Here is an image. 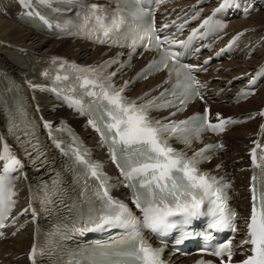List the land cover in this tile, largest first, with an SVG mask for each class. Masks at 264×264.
I'll return each instance as SVG.
<instances>
[{
	"label": "snow or ice",
	"instance_id": "snow-or-ice-1",
	"mask_svg": "<svg viewBox=\"0 0 264 264\" xmlns=\"http://www.w3.org/2000/svg\"><path fill=\"white\" fill-rule=\"evenodd\" d=\"M28 2L30 0H25V3ZM38 2L49 4L51 0H38ZM114 2L118 5H131L138 0H114ZM230 3L231 0H223L213 16ZM125 11L126 8L122 7L109 11L101 5L92 4L84 17V26L88 27L91 23V31H102L107 37L126 23L125 16L122 15ZM211 21L212 16L204 20L202 27L209 25ZM195 34L194 30L193 35ZM157 46H160L159 41ZM179 56V53L166 48L160 60L152 61L145 71H150L156 65L169 68L171 62L169 78L171 79L173 74L176 77L173 94L175 89L182 87V96L186 100L199 94L194 90V84L198 82L192 75L194 67L180 63ZM78 70L92 74L91 79L87 76L82 77V86L86 89H94L87 94L96 98V107L92 111L94 119L89 120V124L100 132L104 143L108 144L112 160L116 162L127 181V186L133 190L132 201L140 209L142 219L135 216L128 205L109 195L110 186L105 187L108 178L98 171L101 165L85 159L77 148L74 151L77 162L86 169V176L98 181L97 187L90 190L85 183L83 192L86 198L85 203L88 205L86 211L78 210L70 224H64L49 233L44 245L33 246V264L38 255L46 253L51 255L54 248H61L64 252V256L57 261V264H163L161 260L163 249L154 248L144 239L140 229H151L159 235L166 236L172 229L179 226L181 234L174 242L181 244L192 235L183 231L184 226L192 224L194 219L202 215L210 217L207 223L209 230L231 229L235 232L236 212L227 205L225 193L227 185L199 168L201 159H210L204 155L206 150L201 149L189 157L184 152L171 147L166 136H175L185 143H190L189 137L198 136L205 128L222 132L226 124L236 121L229 118L227 121L220 120L216 124L208 123L206 110L204 115L197 114L188 120L165 124L151 119L148 116V109L168 105H158L154 100L138 105L136 101L128 100L122 95L123 88L116 89L110 83L102 82L98 69ZM140 75L142 76L143 72ZM163 95L162 93L161 96ZM168 103L171 104V102ZM260 115H264V112ZM208 147H222V145ZM252 158L253 166L261 168V172L259 178L255 175L252 177V205L246 221L247 238L241 241V246H251V254L239 264H264V164L256 163V149L252 150ZM0 160L7 161L3 168L4 174H0V214H2L11 203H14L11 200L12 193L5 195L6 174L17 166L19 161L10 153L7 144L4 145ZM261 160L264 161V155L261 156ZM257 184H259V190ZM96 201H99V207L95 206ZM206 203L209 208L207 211H202ZM177 216L180 217L179 221L171 219ZM115 226L127 231L125 235L110 244H98L79 251L63 249L59 244V241L71 239L72 234L82 235L88 231ZM213 254L220 257L227 254L228 264H231L233 255L231 241L221 245ZM199 264H211V262L201 261Z\"/></svg>",
	"mask_w": 264,
	"mask_h": 264
},
{
	"label": "bare ground",
	"instance_id": "bare-ground-1",
	"mask_svg": "<svg viewBox=\"0 0 264 264\" xmlns=\"http://www.w3.org/2000/svg\"><path fill=\"white\" fill-rule=\"evenodd\" d=\"M195 1L197 0H182L178 4L182 6L189 3L193 4ZM175 6L176 4L173 5V7ZM18 10L16 0H0V68L16 75L17 79L24 82L28 87H31L40 78L41 72L37 67L38 64L44 74V64L50 60V57H46L47 52L63 53L79 60L91 61L103 50L102 48L93 50L89 45L79 42L52 40L39 35L31 28L15 21L14 18ZM177 12L178 10L176 12L169 11V14L171 17H175ZM241 29L248 30V38L252 40L251 47H253L264 37V10L247 20H234L227 31L235 34ZM34 53L37 55L29 56V54ZM244 57H246V54ZM263 61L264 45L257 49L251 59L237 58L226 62L224 65L226 70H222L219 78L217 77V80H214L211 86L206 87L208 88V94L196 99L190 109V112L208 109L214 121L227 116L234 117L233 119L238 118L239 122L235 127L228 132H223L212 141L221 140L224 149V152L218 155L214 164H221L224 172L235 180L234 202L239 208V230L246 227V221L251 212L250 186L253 185L252 177L257 175V172L250 167L252 150L258 144L264 142V115H260L264 110V85L257 91L255 96L237 105H229L232 92L227 93V96H223L221 99H215L213 97L215 93L209 95V92L215 89V85L225 86V82L222 80L235 76L242 77L247 71ZM211 76L215 75L208 74L204 80H208ZM149 82H145L142 89L146 88ZM41 105L45 109L48 108L44 101L41 102ZM217 114H219V118H217ZM53 116H65L70 118L78 127L82 125V120L75 118L70 111L63 108L58 109ZM87 132L89 131H83L84 136L90 142L95 141L96 138L89 136ZM95 188V186H91V189ZM17 190L16 196L19 200L17 210L24 209L25 213L32 218L31 209L36 199L32 194L35 192V187L32 186L29 189L32 198H29L28 192L22 184H19ZM246 238L247 236L243 232L239 234L241 241ZM33 246L34 229L31 225H26L25 229L14 236H8V232H6L0 239V264H33L30 258ZM249 249L250 246L247 245L246 250L248 252ZM242 251L233 249L232 256L236 261H241L249 255L242 254ZM172 260L177 263L184 262L182 260L177 261V257H173Z\"/></svg>",
	"mask_w": 264,
	"mask_h": 264
},
{
	"label": "rangeland",
	"instance_id": "rangeland-1",
	"mask_svg": "<svg viewBox=\"0 0 264 264\" xmlns=\"http://www.w3.org/2000/svg\"><path fill=\"white\" fill-rule=\"evenodd\" d=\"M243 199V198H242ZM242 199H241V201H242Z\"/></svg>",
	"mask_w": 264,
	"mask_h": 264
}]
</instances>
